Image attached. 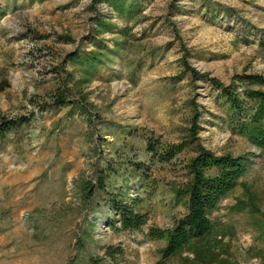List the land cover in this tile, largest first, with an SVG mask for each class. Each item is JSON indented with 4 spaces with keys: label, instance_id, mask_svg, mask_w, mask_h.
<instances>
[{
    "label": "rangeland",
    "instance_id": "374dc122",
    "mask_svg": "<svg viewBox=\"0 0 264 264\" xmlns=\"http://www.w3.org/2000/svg\"><path fill=\"white\" fill-rule=\"evenodd\" d=\"M0 6V114H33L0 143V264H157L164 241L145 232L170 227L185 205L169 185L180 170L149 160L143 136L179 140L189 98L198 103L204 145L216 153H256L210 218L238 264H261L256 252L264 253V235L255 221L262 220L235 207L247 199V185L264 212V152L228 129L217 89L203 77L191 81L179 57L182 44L191 65L226 83L236 72L264 71V0H142L138 22L91 0H0ZM98 16L114 20V31L96 34ZM124 24L133 35L123 45L116 39ZM65 33L73 40L58 37ZM97 48L106 55L84 88L92 110L76 97L50 103L63 68L79 67L64 62L65 55ZM134 162L147 166V178ZM87 182L91 193L82 187ZM118 190L147 213L140 230L110 226L108 192Z\"/></svg>",
    "mask_w": 264,
    "mask_h": 264
},
{
    "label": "trees",
    "instance_id": "16d2710c",
    "mask_svg": "<svg viewBox=\"0 0 264 264\" xmlns=\"http://www.w3.org/2000/svg\"><path fill=\"white\" fill-rule=\"evenodd\" d=\"M106 2L111 5L117 17L138 22L143 19L142 0H91L92 5ZM170 7H175L170 5ZM3 7L0 6V13ZM116 25L111 18L97 17L95 32L99 34L105 30L114 31ZM120 38L116 39L120 44H125L129 38V25L124 24L117 29ZM133 35V34H132ZM65 40H73L70 34L58 35ZM264 45V40H260ZM182 54L179 57L180 64L189 79L195 81L203 77L207 79L218 91L225 105L226 113L223 121L232 133L243 135L259 151L264 152V71H242L231 76L229 82H223L220 78L208 71L200 72L188 60V49L181 44ZM106 52L102 48L97 50H77L68 52L64 62L73 59L79 64L77 70L62 71L61 83L49 92L50 103L65 105L75 102L80 107L92 110L94 104L88 99V93L84 89L98 71V65L103 60ZM190 116L185 126L184 134L177 141L159 139L153 135L145 134L144 152L151 161L167 164L177 168L181 172V178L170 182L169 185L177 200H183L184 213L174 219L170 227L162 228L150 226L145 232L150 239L164 241L158 250L157 264H168L177 258V264H238L230 245L223 243L218 237L220 232L210 218L220 202L227 197L229 192L239 183L248 172L253 156L251 150L233 154L229 151L216 153L200 141L198 134L201 128L200 110L198 103L189 98ZM32 113L17 116L0 114V143L6 135L19 125L26 124L32 118ZM91 118V117H90ZM133 167L140 176L147 178L146 168L142 162H134ZM88 183V184H87ZM83 183V188H88L91 193V183ZM245 186L247 199H239L236 209L248 210L254 216L261 218L255 221V226L264 235V212L256 203V194L249 186ZM107 204L111 213L113 230H140L146 224L147 213H142L137 207L135 198L129 201L128 195L122 190L108 192ZM107 252L110 250L107 248ZM112 252V251H111ZM114 252V251H113ZM261 264H264L262 249L256 252Z\"/></svg>",
    "mask_w": 264,
    "mask_h": 264
}]
</instances>
